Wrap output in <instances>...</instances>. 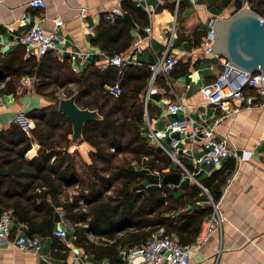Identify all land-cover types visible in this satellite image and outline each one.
Returning a JSON list of instances; mask_svg holds the SVG:
<instances>
[{
  "label": "trees",
  "instance_id": "obj_1",
  "mask_svg": "<svg viewBox=\"0 0 264 264\" xmlns=\"http://www.w3.org/2000/svg\"><path fill=\"white\" fill-rule=\"evenodd\" d=\"M244 1L264 18V0ZM231 2L216 0V7L222 9ZM122 8L141 28L149 25L147 13L134 2L123 1ZM206 33L201 31L195 37ZM132 38L131 27L122 16L113 23L102 17L98 37L92 43L112 56L125 52ZM119 71L111 65L102 70L92 61L78 74L68 61L52 53L26 57L23 45L0 54L2 91L17 93L21 79L29 76L35 78L41 94L55 100L56 88H64L66 97L78 91L77 104L98 109L103 116L84 127L83 142L91 146V164L80 159L79 165V153L69 152V148L81 146L71 145L72 124L59 112L57 103L27 113L35 122L29 132L14 123L0 131V167L7 172L0 175V215L11 211L16 221L28 227L30 237L52 238L54 255H60L55 249H68L54 235L57 210L70 226L76 247L96 261L124 264L121 250L144 244L160 229L181 245L194 242L203 221L213 211L211 202L221 198V187L227 179L220 172L201 181L207 192L197 183L178 195L179 189L171 185L161 184L152 191L135 189L145 172L156 171L163 177L179 169L173 167L167 153L142 136L147 132L142 94L151 71L128 66L120 83L123 93L114 97L107 87L119 80ZM187 72L188 64L179 63L171 76L179 78ZM159 83L163 84V78H158ZM150 109L149 105V116ZM33 143L40 149L35 157L27 159ZM77 184L76 192L67 194L68 188Z\"/></svg>",
  "mask_w": 264,
  "mask_h": 264
},
{
  "label": "crops",
  "instance_id": "obj_2",
  "mask_svg": "<svg viewBox=\"0 0 264 264\" xmlns=\"http://www.w3.org/2000/svg\"><path fill=\"white\" fill-rule=\"evenodd\" d=\"M29 1L0 0V54H7L21 45L20 37L41 18L47 31L53 30L55 21L62 20L63 25L59 30L62 38L57 43V51L52 54L61 61H67L70 54L82 53L79 61L82 62L83 70L92 61L98 68L106 69L101 68V65L107 63L110 56L92 42L98 37L101 18L104 17L107 22L113 23L119 16L114 21H109V13L117 7L122 8V2L126 0H45V8H32L28 5ZM247 4L244 0H232L227 7L220 9L216 7V0H197L196 4L183 0L177 12L173 3L167 2L159 6L149 18V25L144 28L133 18L139 29L135 30L130 26L132 42L122 53L129 55L135 50L134 42H139L138 65H134L135 68L149 69L148 65L159 62L166 52L178 59L177 65L188 64L185 76L175 78L170 75V84H167L163 75L158 76L163 78V84H157V78L154 85L158 88L161 98L152 99L150 104L149 123L153 129L165 131L168 122L174 119L168 112V99L185 107V110L180 112V118L191 116L199 119L203 110L201 88L218 77L225 61L205 55V36L200 38L195 35L201 31L207 32L211 19L230 18L240 9L247 8ZM84 8L88 10V16L82 20L80 13ZM148 26L151 27L150 34L146 32ZM174 26L177 28L174 29ZM85 55H88L87 60ZM69 64L74 70L73 65ZM125 69L117 82L121 83ZM150 80L151 76L146 89L150 86ZM2 84L0 131L8 128L18 114L24 113L27 116L33 109L55 103L51 97L38 92L36 80L24 82L21 79L15 94L2 91L4 83ZM207 114L202 115L200 121L211 124V112ZM30 121L35 124L33 119L30 118ZM216 129L230 139L239 154V157H231L218 167L193 166L194 161L203 155L200 143L191 144L184 139L183 134L171 131H166L164 138L168 147L173 139L180 142L178 156L195 173V180L191 176L183 175L177 187L180 192L176 195L184 192L193 183L201 184L202 180L216 172H220V176L227 179L221 187L222 195L217 202L220 204L223 218L222 226L211 240L194 254L192 264H264V108L242 110L227 117ZM71 137L72 135L69 136L70 139ZM39 149L40 145L33 143L25 157L32 159ZM91 150V146L86 142L81 143V149L69 148L70 153H79V165L80 159L81 162L91 164ZM243 151L252 152L249 161L242 160ZM161 179L162 175L156 171L145 172L142 183L135 186V189L152 191L161 185ZM78 186L79 184L68 190L75 191ZM58 226L65 227L69 232L67 238L62 240L68 247L67 251L55 249L60 255H54L52 238H42L38 251L24 252L13 241L19 230L28 234V227L16 221L10 242L0 247V264H110L107 260L96 261L82 248L76 247L71 228L65 220L57 224Z\"/></svg>",
  "mask_w": 264,
  "mask_h": 264
},
{
  "label": "built area",
  "instance_id": "obj_3",
  "mask_svg": "<svg viewBox=\"0 0 264 264\" xmlns=\"http://www.w3.org/2000/svg\"><path fill=\"white\" fill-rule=\"evenodd\" d=\"M135 5L147 13L149 18L153 16L159 6L165 5L167 2L175 5L176 12L183 0H132ZM192 4H196L197 0H188ZM28 5L32 8H45V0H30ZM247 8L252 9L249 4ZM124 10L117 7L108 15L109 21H114L117 16H122ZM88 16V10L82 9L80 18L84 20ZM216 19H211L209 28L203 40L205 47L204 54L212 55L216 59L223 60V70L218 77L209 83H205L201 88L203 97L202 113L199 119L186 116L180 118V112L184 111L185 107L174 100L168 99L169 115L174 117L167 124V130H155L150 126L148 109L152 102V96L159 94L158 88L155 87L156 80L159 75H163L170 84L169 77L174 67L179 62L178 59L165 53L163 58L155 63L148 65L151 71L150 86L145 89L142 101L145 108L144 121L146 123L147 132L146 138L150 145L167 153L173 162V167L179 169L182 174L191 176L194 180L195 173L189 169L179 158L180 142L173 139L171 146L168 147L164 141L166 131L180 133L184 135L189 143H200L203 155L200 159L195 160L193 166H221L231 157H239L238 149L230 141V139L218 132L216 127L222 123L227 117L234 116L242 110H253L264 108V78L260 71L246 72L239 68L229 65L228 61L220 54L213 50L215 43L214 23ZM63 25L62 20L55 21L52 31H47L43 26L41 18L37 23L30 26L28 31L19 39V43L25 47L26 57H41L48 53L57 51V43L62 38L59 35V30ZM177 28L174 26V29ZM147 33H151V27L146 28ZM171 45V44H170ZM135 50L129 55L125 53H117L108 58L107 63L101 65V68L115 66L120 69V74L128 66L138 65L137 55L139 51V42H134ZM82 53L70 54L66 59L73 65L76 72L80 73L83 70L82 62L79 61V56ZM88 55H85L87 60ZM222 62V61H221ZM22 81H35L33 77L25 76ZM3 86V84H1ZM108 92L114 97H119L123 93V89L119 82L107 87ZM211 112V124H204L200 121L202 115L206 116ZM14 124L21 126L26 132L34 128V125L24 113H20L13 120ZM242 160L249 161L252 158V152L243 151L241 154ZM202 189L207 190L198 183ZM213 207L212 213L203 221L201 231L195 241L181 245L173 237L165 236L164 229H160L153 233L151 237L138 247L126 250H121L124 264H192L194 254L206 243H208L218 229L222 226L223 218L220 212V204L211 202ZM16 220L11 214V211H4L0 215V247L7 242H10L11 234L15 229ZM60 224V223H59ZM55 237L64 240L69 235L65 227L58 226L54 231ZM97 239V238H96ZM13 243L22 251H38L42 245V237L34 235L30 237L23 231H18L15 235Z\"/></svg>",
  "mask_w": 264,
  "mask_h": 264
},
{
  "label": "water",
  "instance_id": "obj_4",
  "mask_svg": "<svg viewBox=\"0 0 264 264\" xmlns=\"http://www.w3.org/2000/svg\"><path fill=\"white\" fill-rule=\"evenodd\" d=\"M122 17L133 29H139L129 12H125ZM214 30L215 53L222 55L231 66L246 72H262L264 78V18L256 8H242L230 18L216 19ZM77 97L78 91L70 97L61 98L58 103L59 112L72 124L71 145H80L83 142V131L87 122L103 119L98 109L81 108L76 102ZM152 98L160 100L161 95H153ZM142 136L146 137V133H142ZM6 174L0 167V175ZM182 177V172L175 170L164 175L161 184L178 187ZM54 221L57 224L63 222L62 214L58 210L55 212Z\"/></svg>",
  "mask_w": 264,
  "mask_h": 264
},
{
  "label": "rangeland",
  "instance_id": "obj_5",
  "mask_svg": "<svg viewBox=\"0 0 264 264\" xmlns=\"http://www.w3.org/2000/svg\"><path fill=\"white\" fill-rule=\"evenodd\" d=\"M239 5V4H238ZM241 5V4H240ZM56 96H57V99H55V103H57V105H58V102H59V100L61 99V98H65L66 97V90L64 89V88H56ZM150 112H151V109H150ZM34 127H35V124H34ZM91 160V159H90ZM82 166H80V168H81ZM72 189H70V190H67L68 192H67V194H69V195H72L73 193H75L76 192V190L75 191H71ZM142 190H144V189H142ZM109 193H111V192H109ZM68 225V224H67Z\"/></svg>",
  "mask_w": 264,
  "mask_h": 264
},
{
  "label": "bare ground",
  "instance_id": "obj_6",
  "mask_svg": "<svg viewBox=\"0 0 264 264\" xmlns=\"http://www.w3.org/2000/svg\"><path fill=\"white\" fill-rule=\"evenodd\" d=\"M73 146L80 147V146H81V144H80V145H73ZM79 149H80V148H79Z\"/></svg>",
  "mask_w": 264,
  "mask_h": 264
}]
</instances>
